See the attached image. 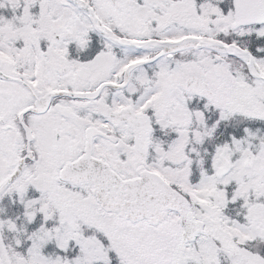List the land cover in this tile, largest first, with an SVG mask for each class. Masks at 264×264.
<instances>
[{
  "label": "snow or ice",
  "instance_id": "6c2138e0",
  "mask_svg": "<svg viewBox=\"0 0 264 264\" xmlns=\"http://www.w3.org/2000/svg\"><path fill=\"white\" fill-rule=\"evenodd\" d=\"M0 264H264V0H0Z\"/></svg>",
  "mask_w": 264,
  "mask_h": 264
}]
</instances>
